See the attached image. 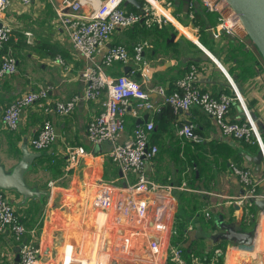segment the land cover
<instances>
[{
  "label": "crops",
  "instance_id": "1",
  "mask_svg": "<svg viewBox=\"0 0 264 264\" xmlns=\"http://www.w3.org/2000/svg\"><path fill=\"white\" fill-rule=\"evenodd\" d=\"M58 1L32 0L30 4L24 5L20 0H10L0 13V20L8 23L12 30L7 50L11 51L17 60L16 72L0 78V163L6 171H10L23 157L24 151L35 155L31 168L24 174L26 185L35 194L25 199L15 189L3 191L28 228H38L36 241L41 251L43 244L45 249L48 248L40 254L39 264L41 258L42 264H52L55 259L58 261L60 248L63 246L62 264H119L117 261L167 264V243L169 240L173 241L170 232L175 230L178 221L186 224L188 242L197 238L196 233L199 231L211 232L222 223L242 222L241 199L245 188L231 173L230 165L237 163L252 169L254 177L261 180L257 191L264 195V162L261 161L257 169L255 163L246 158L255 155L259 150L258 146L248 143L245 145L240 140L224 135L212 117L197 106H192L189 113L173 112L174 117L170 123L158 127L155 118L160 117V111L165 104L156 93H152L151 99L159 111H144L139 117H133L127 112L119 140L129 137L135 124L153 120L154 129L150 142L157 145L158 151L154 159L146 163L145 173L155 183H168L175 187L168 195H133L124 190L126 199L131 196L146 199L147 214L141 222L137 221L133 212L128 215L115 211L105 213L96 206L95 197L105 186H111L117 192L134 183L136 176L123 173L117 165L109 161L106 156L109 143L92 145L86 137V125L100 110L99 102L80 101L68 115L46 111L52 101L66 100L83 90L84 81L80 72L89 63L74 49L57 17L55 7ZM100 1L85 0L80 12L86 15L92 13ZM140 1L142 5L143 0ZM171 1L177 7L176 12L171 11V14L182 20L179 15H186L187 12V9L183 8V1ZM164 2L166 0H160L159 3L162 5ZM191 2L202 9L199 0ZM208 19L213 23L215 15L208 13ZM177 21L187 30L182 31L172 23L185 34L187 41L182 39L180 31L175 32L172 30L173 26L171 29L163 21L166 33L159 41L154 34L155 26L158 25L152 27L146 36L141 37L143 24H135L116 28L107 45L121 43L129 49L141 40H149L151 47L144 50V56L152 67L153 81L163 83L168 89L174 87L175 80L193 62L200 68L196 81L200 88L212 94L231 93L232 86L216 63L219 62L254 117L264 142V60L254 44L241 32L235 36L221 34V39L217 37L215 40L205 28L199 31L193 25L190 27L185 22L182 24ZM190 22L187 20V23ZM25 32L29 34L26 35ZM171 33L174 34L172 37ZM198 33L200 37H197ZM179 39H182V42H179ZM198 43L208 52L201 50ZM195 46L197 50L193 49ZM169 47L178 51L174 54L169 51ZM131 50L132 48L129 49ZM56 56L61 57L63 63L56 61ZM106 72L115 76L125 71L124 67L114 64L107 68ZM40 86L48 87L47 98L23 110L16 130L5 129L2 123L4 107L16 96ZM228 115L231 120L242 117L237 101L232 103ZM45 118L51 121L57 139L50 149L37 151L30 146L29 141ZM183 123L193 126L202 139L201 143H192L177 134L178 127ZM67 146L76 150L85 149L88 154L79 162L75 155L71 164L67 165L66 160H71ZM172 152L177 153L173 160ZM49 153L58 158L54 169H49L43 160V155ZM199 160L203 166L197 163ZM206 211L211 214L212 224L207 222ZM250 211L253 215L248 222L245 221L244 230L253 231L252 243L236 244L224 239L222 264H264V211L255 206ZM77 219L81 220V226L85 229L88 227V221H91L93 240L89 253L84 245L87 241L85 231L81 233L84 238L83 242H80V251L77 247L79 243H67V240L74 242V238L72 229L66 227L73 226V221ZM157 219L165 223L164 231L155 232L153 229ZM152 240L160 244L158 253H154L150 247ZM202 240L207 250V241ZM20 244L10 232L0 233V264H19L15 261V256ZM140 249H146L149 252L146 255L150 254V257L137 260L135 252ZM85 253L87 255H83Z\"/></svg>",
  "mask_w": 264,
  "mask_h": 264
},
{
  "label": "built area",
  "instance_id": "2",
  "mask_svg": "<svg viewBox=\"0 0 264 264\" xmlns=\"http://www.w3.org/2000/svg\"><path fill=\"white\" fill-rule=\"evenodd\" d=\"M28 5L32 0H20ZM85 1V0H84ZM83 0H59L55 12L63 25L72 46L88 61L80 72L84 81V88L66 100H55L46 107V111H53L59 115L70 114L80 101H97L101 108L86 125V137L92 145L109 143L106 153L109 161L117 165L123 173H132L136 176L135 182L126 188L115 192L111 186H105L95 197L96 206L108 213L119 212L128 215L133 212L138 222L144 220L147 214L148 203L146 199L131 196L126 199L124 190L133 195L136 193H170L175 187L172 184H158L150 180L145 173L146 163L152 161L157 154V145L150 142L151 132L154 129V121L146 120L133 126L129 137L120 141L119 136L124 129V115L128 112L133 117H139L144 111L158 112L159 108L151 99L152 93H156L163 104L169 105L173 112L183 111L189 113L192 106L199 107L207 115L211 116L220 131L229 137L242 140L251 145H257L263 152L264 142L260 136L257 124L243 98L240 96L228 73L223 66L216 62L227 77L232 86V92H220L212 94L206 89L200 88L196 81L200 74V68L196 63H190L186 71L174 82V87L168 89L163 83L153 81L152 67L144 56V50L151 47L149 40L144 39L132 46V50L121 43L107 45L113 31L118 28L130 27L144 21L149 26L151 23L162 25L164 19H155L156 8L149 0H143L139 11L126 9L124 0H101L90 14H82L80 9ZM158 3L160 0H155ZM204 10L215 15L213 23L205 28L213 36L221 34L235 36L242 30L240 22L235 18L231 8L224 0H199ZM10 0H0V13L6 8ZM193 5L190 1L189 7ZM197 28V27H196ZM28 35V32H25ZM12 30L8 23L0 20V78L16 72L17 60L11 51L5 46L11 38ZM55 60L63 63L61 57ZM119 64L120 67L129 66L127 72L111 75L106 69ZM48 87L40 86L37 89L27 91L12 99L3 109L2 123L5 129L16 130L19 125L21 113L28 106L45 100ZM234 101L241 107L242 117L231 120L229 110ZM177 134L185 140L197 143L200 136L194 131L190 123H183L177 129ZM57 134L51 121L45 118L36 134L30 138V146L37 151L50 149L56 141ZM67 152H77L72 146L66 147ZM74 156L72 154L71 160ZM231 173L236 176L245 188L242 196L243 217L246 222L253 213L250 205L253 199L264 197L257 191L260 179L254 177L252 169L230 165ZM177 187V186H176ZM183 187V186H180ZM163 214V212H161ZM160 216V214H159ZM158 216V217H159ZM207 218L209 212H205ZM153 229L164 231L166 226L161 219L154 222ZM10 232L20 243L18 247L19 264H39L40 247L35 244L34 228L28 230L15 208L7 199L5 192L0 190V233ZM174 230L170 232V236ZM150 247L154 253H158L160 244L158 241H150ZM182 249L174 245L171 240L167 243V259L176 264H186L181 256ZM193 262L198 264L197 258Z\"/></svg>",
  "mask_w": 264,
  "mask_h": 264
},
{
  "label": "water",
  "instance_id": "3",
  "mask_svg": "<svg viewBox=\"0 0 264 264\" xmlns=\"http://www.w3.org/2000/svg\"><path fill=\"white\" fill-rule=\"evenodd\" d=\"M182 1L183 8L186 10L189 7L191 0ZM224 2L231 8L235 18L240 22L242 35L247 36L251 40L264 60V0H224ZM123 5H131L137 9H141L140 0H124ZM173 35L174 34L171 33V37ZM199 48L208 52L207 49L200 44ZM129 68L128 65L124 66V71L127 72ZM241 113L243 112L241 111ZM33 156L31 153L24 151L23 157L10 171H6L4 166L0 163V190L15 189L22 194L25 199L35 194V192L30 189L24 181V174L31 168ZM246 158L254 162L258 169L263 159V152L259 149L255 155L252 157L246 156ZM253 205L264 211V197L253 199ZM196 237L206 239L207 248L219 239L234 241L236 244L250 245L253 241V231L244 230V226L240 223H222L214 231L197 232ZM23 243H25V239L20 246ZM15 261L17 263L19 262L18 254L15 256Z\"/></svg>",
  "mask_w": 264,
  "mask_h": 264
},
{
  "label": "trees",
  "instance_id": "4",
  "mask_svg": "<svg viewBox=\"0 0 264 264\" xmlns=\"http://www.w3.org/2000/svg\"><path fill=\"white\" fill-rule=\"evenodd\" d=\"M129 10H134V11H139V9L135 8L134 6H127L126 7ZM200 7H195L193 5H191L189 7V9L186 12V15H188V17L190 18V21L192 23L193 26L197 27V29L199 31H203L204 28L207 27L208 24H211L210 21H208V12H206L204 10V8L202 7V9H199ZM206 12V13H205ZM207 17V18H206ZM175 18L177 20H179L181 22V20L175 16ZM182 23V22H181ZM138 24H143L144 29H141V37L146 36L148 34V32H150L151 28L154 27L156 24L155 23H151L149 26L144 24V21L138 22L136 23V25ZM166 33L165 30V24L162 23V25L160 26H155V38L157 41L160 40V38H162V36ZM11 39V38H10ZM9 39V41H10ZM7 48V44L5 46L4 51ZM132 47H130L129 49H131ZM161 115L160 117H156V123L158 124V127H163L165 124L170 123V121L173 119L174 117V113L172 108L169 105H165V107L163 109H161ZM195 131V130H194ZM241 142H243L245 145L247 143H245L244 141L240 140ZM202 139L200 142H197V144L201 143ZM57 157L54 156V154H44L43 155V160H45V162L47 163L46 166L49 169H54L55 165L57 164ZM200 166H203V164H201V160H199L197 162ZM238 166H241L237 163H234ZM250 210L253 209L254 205L251 204L250 205ZM211 215V214H210ZM20 220L23 222V218H20ZM242 222H240V224L242 226L245 227L246 223L244 220V217L241 220ZM208 224H212V218L211 216L208 218ZM23 224L25 225V227L30 230L31 228H28V226L25 224V222H23ZM185 227L186 224L182 222H177L176 224V228L174 230V234H173V241L172 243L174 245H178L181 247L182 249V258L184 259L186 264H195L193 262L194 258H197L199 263L198 264H222L223 262V254H224V250H225V240L224 239H219L217 241H215L214 243L211 244V246L205 250V246H204V241L202 240L203 238H195L192 239L191 241L188 242V236L185 232ZM36 234L38 235V232H36ZM188 242V243H187ZM35 244L37 245V241L35 242ZM167 264H176L174 261L168 259V263Z\"/></svg>",
  "mask_w": 264,
  "mask_h": 264
},
{
  "label": "rangeland",
  "instance_id": "5",
  "mask_svg": "<svg viewBox=\"0 0 264 264\" xmlns=\"http://www.w3.org/2000/svg\"><path fill=\"white\" fill-rule=\"evenodd\" d=\"M165 1V0H164ZM193 2V1H192ZM159 4H161V3H159ZM163 8L164 9H166L170 14H171V11H174V12H176V10L175 9H177V7H175L174 5H173V2L170 0H166V2H164L163 4ZM161 5V6H162ZM193 6H195V4H193ZM196 7V6H195ZM169 8L171 9V10H169ZM189 9V7L187 8V10ZM155 12H156V14H155V16H154V18L155 19H164V21L167 23V27H169V28H171L172 29V27L171 26H173L174 28L172 29V30H174L175 32H181V36H182V39H188L186 36H185V34L181 31V30H179L172 22H170V21H168L167 20V18L161 13V12H158L156 9L154 10ZM180 12V11H179ZM174 18H175V15H173V14H171ZM179 17L180 18H182V20H181V22H182V24H184V22L188 25V26H190V27H192V24H191V22H190V24L189 23H187V20H189L190 21V18L188 17V16H186V15H183V14H180L179 15ZM176 19V18H175ZM187 19V20H186ZM188 31H190V32H194V31H192V30H189L188 29ZM211 35V34H210ZM213 38H215V40L217 39V37H219V39H221V37L222 36H213V35H211ZM197 37H200L199 36V33H198V35H197ZM182 39H179V42L181 41L182 42ZM218 39V40H219ZM185 41H187V40H185ZM173 49V50H172ZM193 49H195V50H197V47L195 46ZM172 51L174 54L176 53V50H175V48H173V47H169V51ZM178 51V50H177ZM81 148H77V150H80ZM72 154L73 155H76V153L74 152H68V155L69 156H72ZM175 155H177V153H174L173 154V152H172V160H173V158H174V156ZM170 156V155H169ZM169 160V159H168ZM67 162H66V164L67 165H70L71 164V161L72 160H70L69 162H68V160H66ZM53 183V182H52ZM90 202V201H89ZM91 209H93L92 207H91ZM90 220V219H89ZM91 222V221H90ZM90 222L88 221V227L85 229V228H83L82 226H81V220L80 219H77V221H73V226H69V227H66L67 229H72V232H71V234H72V237L74 238V242L73 241H69V240H67V243H73L74 245H78L77 243H79V245L77 246L78 247V251H80V242H83V238H84V236L82 237V232L83 231H85V235H86V237H87V241H86V243L84 244L85 245V248H86V251H87V253H89V250H90V247H91V242H92V240H93V235H92V228H91V225H90ZM38 231V228H34V232H35V238H37V236H36V232ZM64 234V233H63ZM85 237V238H86ZM65 243H66V241H65ZM39 247H40V245H39ZM64 247V246H63ZM63 247L62 248H60V259L58 260V261H56V259L53 261V263L52 264H62V255H63ZM42 249H43V251H41V248H40V254L42 255V252L44 253V250H46V249H48L47 247H46V249H45V244H43V246H42ZM147 252L148 251H146V249H140V250H138L137 252H135L136 254H137V257H136V259L138 260L139 258L140 259H143V258H149L150 257V254L149 255H146L147 254ZM87 253H85V254H83V255H87ZM149 253V252H148ZM78 255H79V253H77ZM109 253L107 252V255H108ZM42 258H41V262H40V264H42ZM119 264H150V262H141V261H136V263H123L122 261H117Z\"/></svg>",
  "mask_w": 264,
  "mask_h": 264
},
{
  "label": "bare ground",
  "instance_id": "6",
  "mask_svg": "<svg viewBox=\"0 0 264 264\" xmlns=\"http://www.w3.org/2000/svg\"><path fill=\"white\" fill-rule=\"evenodd\" d=\"M153 6L159 11L161 12L167 19L171 20L173 23H175L182 31L187 30L185 27L181 26L180 23L174 18L172 17V15L166 10L164 9L157 1L155 0H149ZM192 35V34H191ZM192 39H194L193 36H191ZM86 154H88V152L85 149H80L76 152V157L78 158V162L79 160L83 159V157L86 156ZM71 157V156H70Z\"/></svg>",
  "mask_w": 264,
  "mask_h": 264
}]
</instances>
